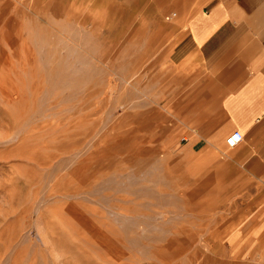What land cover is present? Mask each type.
<instances>
[{
  "label": "rangeland",
  "instance_id": "374dc122",
  "mask_svg": "<svg viewBox=\"0 0 264 264\" xmlns=\"http://www.w3.org/2000/svg\"><path fill=\"white\" fill-rule=\"evenodd\" d=\"M179 5L0 0V264H264L256 180L181 141L222 94L162 90Z\"/></svg>",
  "mask_w": 264,
  "mask_h": 264
},
{
  "label": "crops",
  "instance_id": "0c3cea01",
  "mask_svg": "<svg viewBox=\"0 0 264 264\" xmlns=\"http://www.w3.org/2000/svg\"><path fill=\"white\" fill-rule=\"evenodd\" d=\"M173 1L184 10L174 29L176 44L168 54L175 70L168 73V83L163 77L162 90L222 94L218 114L196 125L189 139L184 136L181 141L196 163H210V169L225 158L221 166L232 165L256 180L249 189L260 192L255 218L260 231L264 228V0H200L205 2L196 11L188 9L191 0ZM235 131L243 134V141L224 156L226 139Z\"/></svg>",
  "mask_w": 264,
  "mask_h": 264
},
{
  "label": "built area",
  "instance_id": "2783aa9c",
  "mask_svg": "<svg viewBox=\"0 0 264 264\" xmlns=\"http://www.w3.org/2000/svg\"><path fill=\"white\" fill-rule=\"evenodd\" d=\"M174 17H177L176 13L167 17V20H171ZM184 140H186V138L182 139V141H184ZM242 141H243V134L239 131H235L226 139V144L229 148L235 149L241 144Z\"/></svg>",
  "mask_w": 264,
  "mask_h": 264
}]
</instances>
